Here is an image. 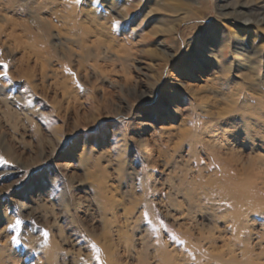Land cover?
<instances>
[{
  "label": "rangeland",
  "instance_id": "obj_1",
  "mask_svg": "<svg viewBox=\"0 0 264 264\" xmlns=\"http://www.w3.org/2000/svg\"><path fill=\"white\" fill-rule=\"evenodd\" d=\"M0 62V264H264V0H0Z\"/></svg>",
  "mask_w": 264,
  "mask_h": 264
},
{
  "label": "snow or ice",
  "instance_id": "obj_2",
  "mask_svg": "<svg viewBox=\"0 0 264 264\" xmlns=\"http://www.w3.org/2000/svg\"><path fill=\"white\" fill-rule=\"evenodd\" d=\"M76 2L80 3V0H76ZM92 2L94 4H99L101 2V0H92ZM120 24H121V21L116 20L112 26L116 27L117 25H120ZM205 39L208 42H212L213 40L216 39V37L212 33H209L205 37ZM216 47H218V43L213 44L212 51H215ZM219 55H220V53H217V56H219ZM0 63H2V62H0ZM5 67H7V65H5ZM0 76L6 77L7 72L0 73ZM0 88H3L2 83H0ZM9 90H10V88L3 89L4 93H6ZM0 164L7 165L8 161L5 160L3 157H0ZM13 171H14V169H13ZM21 177H23V179H21ZM48 179H49L48 174L45 172V169L41 166H37L33 169H30L26 176L24 175L23 172L9 176L8 182L15 181V184H12L11 188L7 189V191H12L17 185H19L21 187H24L25 185H32L37 190H41L42 187H44L48 184ZM20 224H21V221L19 219H17L14 224H10L8 227L15 230L19 227ZM9 235L11 236V241H10L11 244H14V245H20L21 244V239H20L19 234L11 235V233H9ZM43 235H44V237H47L48 236L47 231H44Z\"/></svg>",
  "mask_w": 264,
  "mask_h": 264
},
{
  "label": "bare ground",
  "instance_id": "obj_3",
  "mask_svg": "<svg viewBox=\"0 0 264 264\" xmlns=\"http://www.w3.org/2000/svg\"><path fill=\"white\" fill-rule=\"evenodd\" d=\"M241 6H244V5H241ZM256 11H258V12H262L263 13V10H262V8H259V9H257ZM178 25V24H177ZM181 28V27H180ZM173 30V29H172ZM179 31V29H177V30H175V32H174V35L176 36L177 35V32ZM196 37V36H195ZM177 38L179 39V40H181V36L179 35V36H177ZM200 38V37H199ZM222 38V37H221ZM214 41V40H213ZM213 41L212 42H209V44H208V54L209 55H211V49L210 48H212L213 47ZM182 42V41H181ZM200 42V40L199 39H197L193 44H196L197 45V43H199ZM191 44V43H190ZM189 53V52H188Z\"/></svg>",
  "mask_w": 264,
  "mask_h": 264
}]
</instances>
